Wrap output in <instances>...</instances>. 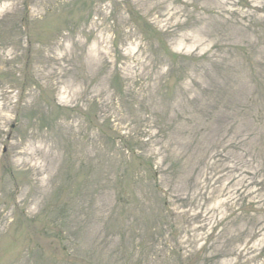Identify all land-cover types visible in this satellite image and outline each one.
I'll use <instances>...</instances> for the list:
<instances>
[{
    "label": "rangeland",
    "instance_id": "1",
    "mask_svg": "<svg viewBox=\"0 0 264 264\" xmlns=\"http://www.w3.org/2000/svg\"><path fill=\"white\" fill-rule=\"evenodd\" d=\"M0 264H264V0H0Z\"/></svg>",
    "mask_w": 264,
    "mask_h": 264
}]
</instances>
